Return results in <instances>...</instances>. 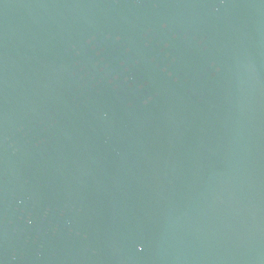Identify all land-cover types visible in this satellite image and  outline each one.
<instances>
[{
	"label": "water",
	"instance_id": "95a60500",
	"mask_svg": "<svg viewBox=\"0 0 264 264\" xmlns=\"http://www.w3.org/2000/svg\"><path fill=\"white\" fill-rule=\"evenodd\" d=\"M0 264H264V0H0Z\"/></svg>",
	"mask_w": 264,
	"mask_h": 264
}]
</instances>
